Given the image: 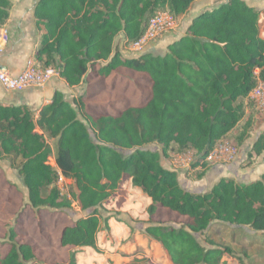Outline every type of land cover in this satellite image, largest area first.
Wrapping results in <instances>:
<instances>
[{"label":"trees","instance_id":"1","mask_svg":"<svg viewBox=\"0 0 264 264\" xmlns=\"http://www.w3.org/2000/svg\"><path fill=\"white\" fill-rule=\"evenodd\" d=\"M192 1L36 0L35 65L58 67L70 85L88 75L107 78L121 68L150 79L146 100L115 111L87 112L83 96L75 108L60 90L37 108L0 101V159L17 167L29 203L58 208L76 200L82 209L91 208L62 226L60 245L72 252L67 262L58 264H77L78 247L98 246V206L115 193L127 172L150 197V215L163 206L186 217L178 227L148 222L145 229L162 244L172 264H223L226 254L236 255L228 244L210 239L213 246L206 247L198 240L196 233L213 222L264 232V171L249 182L221 176L209 189L193 191L183 187L175 169L161 162V155L170 150H193L198 157L192 165L198 170L188 176L199 179L214 164L209 154L220 142L231 138L239 148L250 137L258 118L251 91L259 79L264 81L263 8L246 0H226L203 10L163 53L123 56L115 47L118 34L123 33L129 45L143 35L157 12L168 11L176 19ZM11 6V0H0V27ZM151 142L161 145V151L148 147ZM263 151L264 128L248 149L244 166L255 163ZM60 172L75 185L72 197L57 184ZM13 238L12 230L8 249H0V264H52L37 258L31 242Z\"/></svg>","mask_w":264,"mask_h":264},{"label":"rangeland","instance_id":"2","mask_svg":"<svg viewBox=\"0 0 264 264\" xmlns=\"http://www.w3.org/2000/svg\"><path fill=\"white\" fill-rule=\"evenodd\" d=\"M261 1L264 6V0ZM260 18L264 19V11L261 12ZM183 19L184 17L178 23L175 21V25L168 31L148 39L139 49L126 45L127 50L120 51L121 54L136 56L145 51L158 52L160 50L157 47L158 39L167 32L175 30L177 35L185 33ZM260 35L264 37V22L260 25ZM121 40L117 36L115 47L118 50L121 49ZM90 90L95 93L88 108L85 103V111H115L127 104L146 100L150 93V79L142 72L122 69L117 71L114 77H98ZM252 94L258 117L255 129L231 158L221 154L210 158L211 160L227 162L236 159L240 166H244V160L248 158V149L264 128V93L254 91ZM79 114L84 118L82 110H79ZM91 133L95 138L93 131ZM223 142L236 146L231 138ZM50 143L52 149H56L55 142ZM147 146L161 151V145L156 142L148 143ZM120 150L128 153L130 149L120 148ZM173 152L170 150L162 154V161L166 166L174 167L183 187H190L192 182L188 184L189 180L196 178L189 177L188 173L193 175L198 170L192 165L198 155L189 152L175 155ZM50 161L55 164L53 157ZM57 184L62 193L71 196L70 190L74 185L71 178L60 179ZM196 184L193 190L196 189ZM142 192L134 185L131 173L127 172L122 176L115 194L98 206L101 217L98 246L78 247L75 253L77 264H172L162 244L151 238L145 229L148 222L178 227L186 217L163 206H158L156 212L150 215L148 205L151 199ZM88 210L91 209H82L76 200H73L72 205L68 207H33L29 203L28 190L17 167L12 165L9 159H0L1 252L8 249L13 230L14 240H26L34 244L38 259L52 264L65 263L72 250L70 247L60 245V230L66 223H71L79 216L87 214ZM196 236L206 247L213 246L209 242L210 239L216 244L232 246L236 255L226 254L223 264H242L241 260L245 264H264L263 231L254 230L248 225L213 222L204 232L196 233Z\"/></svg>","mask_w":264,"mask_h":264},{"label":"crops","instance_id":"3","mask_svg":"<svg viewBox=\"0 0 264 264\" xmlns=\"http://www.w3.org/2000/svg\"><path fill=\"white\" fill-rule=\"evenodd\" d=\"M11 1L12 6L10 9V15L6 23L4 24V27L7 29V37L5 40H1L0 43V61L5 63L11 72L17 74L25 68L28 59H31L32 52L37 45V33L39 32V30L36 25L34 16V4L36 0ZM224 1L226 0H194L190 5V9L185 14H182L178 18H176V22H180L184 17V29L187 30L189 23L196 14L203 10L211 9ZM248 3L257 8H263L264 11V6H262L263 1L252 0ZM263 22L264 19L260 18V25ZM178 31H180V28L178 29ZM175 32V30H171L170 32H167L166 35L158 39L157 47L160 48V50L157 53L165 52L168 43L182 35H177ZM117 36L124 40L123 33H120ZM122 40L120 51L124 52V50H127V48L126 45L123 44ZM122 69H126V71L129 70V68H121L118 71H121ZM115 74L109 77H114ZM98 77L99 76L96 77L88 75L79 84L70 85L64 77L58 74L52 76V78L48 80L43 86H32L23 90H7L0 82V101L10 103H27L32 108H37L42 104L50 101L54 92L56 90H60L63 92L64 97L72 102L75 108H78L77 101H79L80 96H83L87 101L88 108L89 104L91 103V97L95 93L90 89L92 88L94 81ZM94 105L97 106L95 103ZM162 160L163 158H161V162L162 164H164ZM171 168L174 169L173 166ZM263 171L264 151L257 157L255 163H253L252 165L240 166L239 161L236 159L227 162L216 161L206 171L205 175L202 178L189 180L188 184H190L191 182L192 184L190 185V187L187 186V189L193 190V187L196 183L198 184H196L197 187L194 190L209 189L213 185V183L221 176H231L238 181L249 182L258 178ZM89 211L90 210H88V212Z\"/></svg>","mask_w":264,"mask_h":264},{"label":"built area","instance_id":"4","mask_svg":"<svg viewBox=\"0 0 264 264\" xmlns=\"http://www.w3.org/2000/svg\"><path fill=\"white\" fill-rule=\"evenodd\" d=\"M176 19L168 11H159L153 17L150 18L148 25L143 33V35L136 41L129 44L135 49H139L148 39L153 36L160 35L164 31H168L175 25ZM7 37V29L2 25L0 27V43L1 40H5ZM1 50V46H0ZM59 74L58 67L54 65H49L47 67H40L34 64L32 59H28L25 68L19 73L15 74L9 70L7 65L0 61V82L7 90H23L32 86H43L48 80L54 75ZM264 93V81L258 80L255 88L251 91V96L253 92ZM253 97V96H252ZM238 151L236 146L230 144H224L220 142L209 154V158L214 156H220L221 154L228 158H231ZM184 152H189L194 154L192 150H186L181 153H175V155H180ZM228 155V156H227ZM222 156V157H224ZM68 178L61 172L59 174V179ZM70 179V178H69Z\"/></svg>","mask_w":264,"mask_h":264}]
</instances>
